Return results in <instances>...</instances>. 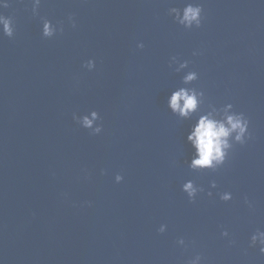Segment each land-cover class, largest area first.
<instances>
[{"label":"water","instance_id":"obj_1","mask_svg":"<svg viewBox=\"0 0 264 264\" xmlns=\"http://www.w3.org/2000/svg\"><path fill=\"white\" fill-rule=\"evenodd\" d=\"M186 4L200 27L168 14ZM0 15V264H264L249 246L264 231V0H0ZM44 19L63 31L44 37ZM181 87L204 93L187 119L167 107ZM229 103L250 138L189 169L191 126ZM92 111L95 135L73 120Z\"/></svg>","mask_w":264,"mask_h":264},{"label":"clouds","instance_id":"obj_2","mask_svg":"<svg viewBox=\"0 0 264 264\" xmlns=\"http://www.w3.org/2000/svg\"><path fill=\"white\" fill-rule=\"evenodd\" d=\"M201 12L202 8L200 5L186 4L182 9L171 7L168 10V14L172 16L173 20L182 25L184 28H192L193 24L198 28L201 25ZM69 21L75 27V22L72 17H68ZM0 31L7 37L13 36V21L9 17L0 15ZM63 31L62 26L58 29L53 28L51 21L44 19L42 27V35L44 37H52L56 32ZM137 48H143L142 43H138ZM193 55H196L194 52ZM176 61V57H172L169 66L172 62ZM187 61L180 64V68L186 67ZM94 61L89 59L83 65L88 70L94 68ZM180 69L177 68L176 71ZM197 79V73L195 71H189L182 78L184 84H188ZM204 93L198 91L195 88H184L181 87L177 90L172 91L171 95L167 100V107L171 112L179 117L187 119L190 114L197 110L198 104L203 102ZM232 104H225L220 110L215 107L209 106L210 110L203 111L195 123L191 126L190 131L187 133L186 140L194 149L192 158L188 163V168L193 171H199L204 169L215 170L221 166L228 154L229 149L232 148L234 143L244 144L245 140L250 138L248 133L249 121L243 113L234 112L232 110ZM219 117V118H217ZM99 118L95 111L91 112V119L88 116L77 118L73 113V120H75L81 127L85 129H91L93 135L101 132V126L96 123L93 126V122ZM230 138L232 143H230ZM122 180V176L117 174L115 176V182L119 183ZM211 188H215V181L210 183ZM181 190L187 193L189 201H192L198 191H203L202 188L194 186L193 181L188 180L181 186ZM207 195L211 196L212 193L209 191ZM219 198L222 201H229L232 199L230 192H223L219 194ZM247 203V198H245ZM160 233L165 231V225H160L157 230ZM221 236H228L226 231L221 232ZM178 245L184 246L185 241L180 238L176 241ZM259 246V252L264 254V231L256 230L251 236L249 246ZM201 256L196 255L188 264H200Z\"/></svg>","mask_w":264,"mask_h":264}]
</instances>
